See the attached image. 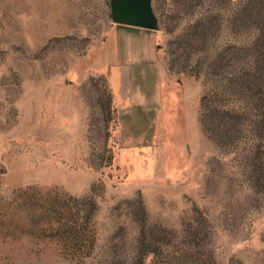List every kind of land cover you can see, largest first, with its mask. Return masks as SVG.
I'll return each mask as SVG.
<instances>
[{
  "label": "rangeland",
  "instance_id": "374dc122",
  "mask_svg": "<svg viewBox=\"0 0 264 264\" xmlns=\"http://www.w3.org/2000/svg\"><path fill=\"white\" fill-rule=\"evenodd\" d=\"M0 0V264H264V0Z\"/></svg>",
  "mask_w": 264,
  "mask_h": 264
},
{
  "label": "water",
  "instance_id": "95a60500",
  "mask_svg": "<svg viewBox=\"0 0 264 264\" xmlns=\"http://www.w3.org/2000/svg\"><path fill=\"white\" fill-rule=\"evenodd\" d=\"M110 9L114 24L152 31L160 28L153 0H111Z\"/></svg>",
  "mask_w": 264,
  "mask_h": 264
}]
</instances>
